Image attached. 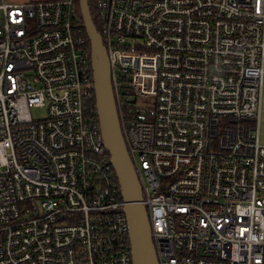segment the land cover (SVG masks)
Returning <instances> with one entry per match:
<instances>
[{
	"label": "built area",
	"instance_id": "built-area-1",
	"mask_svg": "<svg viewBox=\"0 0 264 264\" xmlns=\"http://www.w3.org/2000/svg\"><path fill=\"white\" fill-rule=\"evenodd\" d=\"M78 1L0 2V264H134ZM95 7L159 263L264 264V0Z\"/></svg>",
	"mask_w": 264,
	"mask_h": 264
},
{
	"label": "water",
	"instance_id": "water-1",
	"mask_svg": "<svg viewBox=\"0 0 264 264\" xmlns=\"http://www.w3.org/2000/svg\"><path fill=\"white\" fill-rule=\"evenodd\" d=\"M81 15L90 40L96 103L106 149L120 181L126 202L134 264H159L142 185L130 156L118 114L109 53L92 13L89 0H80Z\"/></svg>",
	"mask_w": 264,
	"mask_h": 264
},
{
	"label": "trees",
	"instance_id": "trees-1",
	"mask_svg": "<svg viewBox=\"0 0 264 264\" xmlns=\"http://www.w3.org/2000/svg\"><path fill=\"white\" fill-rule=\"evenodd\" d=\"M89 4H90V7H91V13H92L93 19H94L97 27L99 28V20L97 18L95 0H89ZM77 13H78V16H79L80 24H81V26L83 27V30H84V35H85V37L87 39V49H88V52H89V55H90V53H91L90 40H89V38L87 36V32H86V29H85V26H84V22H83V18H82V15H81L80 2L77 3Z\"/></svg>",
	"mask_w": 264,
	"mask_h": 264
},
{
	"label": "rangeland",
	"instance_id": "rangeland-1",
	"mask_svg": "<svg viewBox=\"0 0 264 264\" xmlns=\"http://www.w3.org/2000/svg\"><path fill=\"white\" fill-rule=\"evenodd\" d=\"M8 2L10 1V2H22V1H27V0H7ZM29 1V0H28ZM0 2H1V0H0ZM46 109L45 108H33L32 109V113H33V116L35 117V118H43V117H45L46 116ZM261 142H262V144H264V136L262 135V137H261Z\"/></svg>",
	"mask_w": 264,
	"mask_h": 264
},
{
	"label": "crops",
	"instance_id": "crops-1",
	"mask_svg": "<svg viewBox=\"0 0 264 264\" xmlns=\"http://www.w3.org/2000/svg\"><path fill=\"white\" fill-rule=\"evenodd\" d=\"M22 2H24V1H22ZM261 107H262V110H261V117H260V139H261L262 135L264 136V88H263Z\"/></svg>",
	"mask_w": 264,
	"mask_h": 264
},
{
	"label": "bare ground",
	"instance_id": "bare-ground-1",
	"mask_svg": "<svg viewBox=\"0 0 264 264\" xmlns=\"http://www.w3.org/2000/svg\"><path fill=\"white\" fill-rule=\"evenodd\" d=\"M35 1V0H34ZM78 2H80V0L78 1ZM86 29V28H85ZM99 29V28H98ZM100 31V30H99ZM87 32V31H86ZM88 36V35H87ZM89 38V37H88ZM90 61H91V53H90ZM91 67H92V61H91ZM92 71H93V69H92ZM93 75H94V73H93ZM95 79V78H94ZM112 79H113V74H112ZM121 191H122V189H121ZM142 196H143V193H142ZM144 198V197H143ZM124 199V198H123ZM125 201V200H124ZM142 203L144 204V202H143V199H142ZM145 206H146V204H145ZM146 208H147V206H146ZM132 252H133V249H132ZM133 261H134V256H133ZM160 264V263H159Z\"/></svg>",
	"mask_w": 264,
	"mask_h": 264
}]
</instances>
